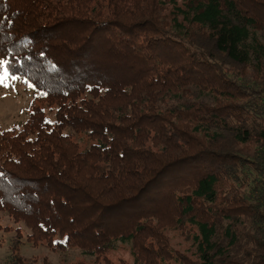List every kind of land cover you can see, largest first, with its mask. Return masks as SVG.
Here are the masks:
<instances>
[{"label":"trees","instance_id":"16d2710c","mask_svg":"<svg viewBox=\"0 0 264 264\" xmlns=\"http://www.w3.org/2000/svg\"><path fill=\"white\" fill-rule=\"evenodd\" d=\"M0 59L36 94L0 130V264H264V0H0Z\"/></svg>","mask_w":264,"mask_h":264},{"label":"rangeland","instance_id":"374dc122","mask_svg":"<svg viewBox=\"0 0 264 264\" xmlns=\"http://www.w3.org/2000/svg\"><path fill=\"white\" fill-rule=\"evenodd\" d=\"M0 61H2L0 59ZM3 75V67H0V76ZM8 86L0 85V130H9L19 128L27 119L30 105L33 102L36 94L28 88L25 83L16 77L12 79L8 75L5 80ZM84 145H81V147ZM0 225L9 229L8 233L0 232V262L5 260L8 254V248L11 245L15 236V229L18 227L13 224L8 217L0 214ZM170 240L172 249L177 250L186 255H191V241L190 237L180 234L177 230L166 231ZM24 242V238H22ZM20 255L25 258L30 264H42L43 261L49 264H75L83 262L85 264H92L93 260L86 258L77 250H70L65 255L57 254V252L50 251L44 246L30 247L28 244L21 246ZM112 264H119L120 261L131 263L132 257L130 249L127 246H121L108 256Z\"/></svg>","mask_w":264,"mask_h":264},{"label":"snow or ice","instance_id":"6c2138e0","mask_svg":"<svg viewBox=\"0 0 264 264\" xmlns=\"http://www.w3.org/2000/svg\"><path fill=\"white\" fill-rule=\"evenodd\" d=\"M8 64V61H0V67H3V75L0 76V85H4L5 87H7L8 85L5 84V80L8 78V68L5 67V65ZM12 79H16V77H12ZM29 87H32V85H29ZM44 95H46V93H43ZM0 175H2V173H0Z\"/></svg>","mask_w":264,"mask_h":264}]
</instances>
